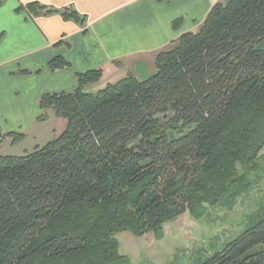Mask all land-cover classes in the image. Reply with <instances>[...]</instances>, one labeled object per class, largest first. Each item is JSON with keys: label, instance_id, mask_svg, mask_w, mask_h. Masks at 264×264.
<instances>
[{"label": "trees", "instance_id": "obj_1", "mask_svg": "<svg viewBox=\"0 0 264 264\" xmlns=\"http://www.w3.org/2000/svg\"><path fill=\"white\" fill-rule=\"evenodd\" d=\"M22 10L86 32L72 8ZM262 40L264 0H228L158 53L148 80L128 74L89 93L102 78L90 70L75 75L74 91L42 95L37 122L52 111L67 127L32 153L0 155V264H129L118 234L159 238L166 223L231 198L246 183L236 166L251 173L264 148ZM69 68L63 57L46 65ZM200 264H264V217Z\"/></svg>", "mask_w": 264, "mask_h": 264}, {"label": "crops", "instance_id": "obj_2", "mask_svg": "<svg viewBox=\"0 0 264 264\" xmlns=\"http://www.w3.org/2000/svg\"><path fill=\"white\" fill-rule=\"evenodd\" d=\"M227 1L0 0V134L25 135L28 127L23 128L37 122L40 97L74 91L76 74L101 70L103 78L108 71L115 80L118 73L138 78L137 68L153 74L148 63L158 53L196 32L213 6ZM32 3L72 8L85 16L86 32L57 14L31 18L17 12ZM176 20L181 21L178 30L172 27ZM56 57L65 58L70 68L50 73L46 65ZM21 70L29 74H16Z\"/></svg>", "mask_w": 264, "mask_h": 264}, {"label": "rangeland", "instance_id": "obj_3", "mask_svg": "<svg viewBox=\"0 0 264 264\" xmlns=\"http://www.w3.org/2000/svg\"><path fill=\"white\" fill-rule=\"evenodd\" d=\"M256 48L264 50V40L256 44ZM150 68L154 67L151 61ZM123 73L126 69L122 68ZM117 80L108 75L91 87L89 93H96ZM29 110L31 108L29 107ZM28 127V129H26ZM67 121L57 119L52 111L48 113L45 123H37L23 128L25 139L15 145L9 139L0 143L1 156H24L35 148H42L59 137L66 129ZM256 166L251 173L237 167L240 174L245 173L246 183L239 188L231 189L228 195L215 207H206L201 217L184 214L164 225L163 234L157 238L152 233L143 237H135L130 233L116 236L119 253L126 257L129 264H200L213 251L219 250L227 241L239 232L249 230L264 217V148L256 159Z\"/></svg>", "mask_w": 264, "mask_h": 264}, {"label": "water", "instance_id": "obj_4", "mask_svg": "<svg viewBox=\"0 0 264 264\" xmlns=\"http://www.w3.org/2000/svg\"><path fill=\"white\" fill-rule=\"evenodd\" d=\"M136 73L138 74V79L140 81H146L151 77L146 70H141L140 68L136 69Z\"/></svg>", "mask_w": 264, "mask_h": 264}]
</instances>
